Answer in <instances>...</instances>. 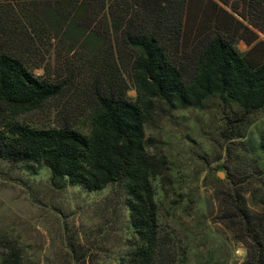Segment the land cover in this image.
Here are the masks:
<instances>
[{"label": "rangeland", "instance_id": "obj_1", "mask_svg": "<svg viewBox=\"0 0 264 264\" xmlns=\"http://www.w3.org/2000/svg\"><path fill=\"white\" fill-rule=\"evenodd\" d=\"M105 1L93 0L80 18L36 12L52 40H41L30 51L1 43L0 50L13 52L36 77L62 84L61 93L40 110L14 119L0 112L1 129L10 122L39 129L67 125L88 134L94 96L107 77L135 100V53L119 44L106 23ZM247 1L230 0L237 13L219 3L233 21L213 5L216 0H189L183 46L200 32L218 30L250 63H264V20L248 13ZM144 138L168 166L162 184L154 183L157 223L167 243L160 263L242 264L247 250L229 220L227 199L235 192L250 206L260 201L264 177L256 174L263 169H254L252 160L264 140V109L246 114L219 98L198 109L157 102ZM126 198L123 183L87 192L53 182L43 165L0 158V250L18 253L21 264H120L135 240Z\"/></svg>", "mask_w": 264, "mask_h": 264}, {"label": "trees", "instance_id": "obj_2", "mask_svg": "<svg viewBox=\"0 0 264 264\" xmlns=\"http://www.w3.org/2000/svg\"><path fill=\"white\" fill-rule=\"evenodd\" d=\"M92 1H3L0 45L30 51L41 40L51 41L50 31L35 20L36 12L52 10L57 16L80 18L88 15ZM188 1L103 2L106 23L119 44L135 53L132 78L136 97L129 100L126 88L107 77L94 96L88 134L67 125L39 129L10 122L0 128V158L8 162L43 165L53 182L80 186L87 192L115 183L125 185L135 240L120 264H161L167 244L157 223L154 183L162 184L168 166L164 156L150 152L151 140L144 138V126L152 118L155 104L198 109L219 98L246 114L264 109V63H250L232 38L218 30H206L183 46ZM216 2L213 5L234 21L219 3L234 13L238 8L230 0ZM246 8L250 15L264 20V0H248ZM253 25L257 27L255 22ZM240 29L248 31L244 26ZM61 91V83L36 77L21 58L10 50H0L3 115L14 119L40 110ZM252 166L262 168L256 175L264 177V140L256 147ZM258 191L261 198L257 206L248 205L235 192L227 199L233 213L229 220L237 227V240L247 250L242 264H264V183ZM0 259V264H21L20 255L7 247L0 250Z\"/></svg>", "mask_w": 264, "mask_h": 264}, {"label": "clouds", "instance_id": "obj_3", "mask_svg": "<svg viewBox=\"0 0 264 264\" xmlns=\"http://www.w3.org/2000/svg\"><path fill=\"white\" fill-rule=\"evenodd\" d=\"M243 249H238V254L242 253Z\"/></svg>", "mask_w": 264, "mask_h": 264}]
</instances>
